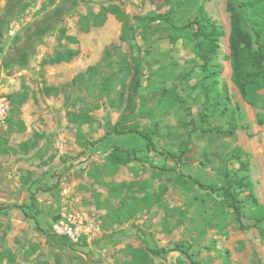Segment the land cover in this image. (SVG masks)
Listing matches in <instances>:
<instances>
[{"label": "rangeland", "instance_id": "1", "mask_svg": "<svg viewBox=\"0 0 264 264\" xmlns=\"http://www.w3.org/2000/svg\"><path fill=\"white\" fill-rule=\"evenodd\" d=\"M226 2L204 0L203 5L223 31L214 61L220 66L218 87L230 108L241 106L249 126L233 134L220 112L203 122L207 103L199 63L184 33L178 31L173 42L174 27L151 23L141 35L145 22L138 18L166 13L172 1L0 0V204L31 205V197L36 199L25 211H0V264H143L133 261L136 251L151 264H264V222L239 229L240 223L256 224L249 189L237 190L239 223L219 193L179 180L183 174L220 187L225 173L247 175L264 209V120L257 122L264 103L246 104L231 81ZM112 5L130 18L124 42L113 15L102 26L93 25L92 15ZM186 8L177 28L194 16ZM64 49L78 55L42 64ZM106 49L111 57L104 61ZM120 65H127L129 74L120 72ZM90 67H97L91 78ZM111 73L116 82L124 80L123 88L115 82L109 91L103 89L102 80ZM49 87L56 92L46 94ZM259 94L264 102V89ZM84 111L86 123L69 120L68 113ZM118 122L123 130L151 132L157 151L149 152L135 135L87 143ZM22 144L29 145L26 151ZM114 147L132 158L116 170L106 164ZM183 150L181 162L166 156ZM238 151L249 163L247 174L231 158ZM129 206L133 216L119 222L115 212ZM175 246L187 255L149 251Z\"/></svg>", "mask_w": 264, "mask_h": 264}, {"label": "trees", "instance_id": "2", "mask_svg": "<svg viewBox=\"0 0 264 264\" xmlns=\"http://www.w3.org/2000/svg\"><path fill=\"white\" fill-rule=\"evenodd\" d=\"M167 2H173V6L163 14H155L152 16H146L138 18L140 21H144L142 36H145L146 30L151 28V23H164L170 27H174L175 35L171 36L173 42L179 36L178 31L182 32V38L192 43V51L194 56L198 59V69L201 75L199 81L200 89L206 100L207 106L204 113L201 114L204 119L203 122L217 112H220L228 118L227 125L228 131L234 133L238 129L247 131L248 124L245 122V114L241 106L237 105L235 108L228 106V99L226 93L218 87V76L220 74V66L215 63V59L218 55L219 40L223 36L221 27L207 15L203 1L204 0H165ZM185 7V8H183ZM194 10V16L192 19L187 17L188 23L177 28L175 22L178 19L186 17L187 8ZM180 9V10H179ZM226 11L230 15V33L228 36V48H229V63L231 67V81L235 85L241 99L250 106H258L263 104V100L259 91L264 89V0H227ZM113 15L117 21L121 23V34L119 39L124 42L128 39L131 31L129 25L130 18L127 16L118 6L112 5L104 7L98 14L92 15L93 25L95 27L102 26L107 19V15ZM68 41L72 44L77 43V40L73 37H67ZM146 39V37H144ZM114 49H116L114 47ZM78 55V50L64 49L56 50L52 56L42 62V64L54 65L61 62H69ZM111 57L109 49L104 51V61H107ZM120 72L129 74V67L127 65H120ZM90 72L89 77L97 74V67L88 68ZM83 74L76 76L70 84L66 86H73L75 82L82 78ZM126 77H124L125 79ZM116 82L115 74L111 73L105 79L102 80L103 89L109 91L112 85ZM119 83L123 88L124 80ZM46 94L55 93L56 89L53 87L45 88ZM24 101V100H22ZM69 120H81L86 123L89 118L86 111L73 114L68 113ZM258 124H261L264 120V115L259 114L257 116ZM23 125V122H20ZM216 131L214 128L210 130H202V132ZM121 135H135L140 137L145 142V147L149 152L157 151L155 142L153 141L152 134L149 131L141 129H129L123 130L119 128V122L114 127L104 134V136L98 138L96 141L87 142L92 146H97L113 136ZM29 145L22 144L23 150H27ZM186 151H181L178 155L174 153H166L167 158L172 159L174 162H181L185 156ZM240 151L233 154L231 158L237 160L240 165V171L247 174L249 172V163L243 160ZM132 161L130 154L123 153L118 147H114L106 157V164L112 170H116L118 166L127 165ZM160 171L174 172L173 168H161ZM223 184L220 187L206 185L192 176H185L181 174L179 180L181 183L188 186H198L202 190L210 193H219L227 203L236 218V221L240 223L242 216L241 201L237 198V190L249 189L250 197L253 199L254 205V219L256 224L252 226H244L240 223L239 229L247 230L257 226V223L264 222V209L256 203V200L252 194L253 184L249 180L247 175L238 176L235 172L232 175L225 173L223 177ZM55 187V186H54ZM51 189V188H50ZM148 197V195H146ZM36 199L31 197V205H9L5 206L0 204L1 210H8L11 208H19L23 211L31 207H35ZM134 206H129L123 211H118L116 217L119 222L122 221V217L126 220L133 216ZM35 220V216H32ZM172 250L165 248H154L149 250L154 256H160L166 254L168 251H181L185 255L187 253L182 250L180 246H175ZM138 252V253H137ZM138 263L151 264V259L146 255H142L141 251H136L134 260Z\"/></svg>", "mask_w": 264, "mask_h": 264}]
</instances>
